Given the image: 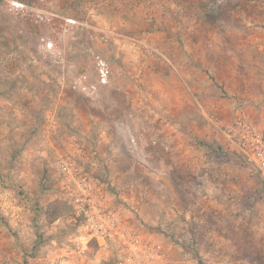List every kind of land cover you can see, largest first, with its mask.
<instances>
[{
	"label": "rangeland",
	"instance_id": "1",
	"mask_svg": "<svg viewBox=\"0 0 264 264\" xmlns=\"http://www.w3.org/2000/svg\"><path fill=\"white\" fill-rule=\"evenodd\" d=\"M236 117L264 130V0H0V264H123L113 241L72 251L59 157L154 264H264V181L222 132Z\"/></svg>",
	"mask_w": 264,
	"mask_h": 264
},
{
	"label": "built area",
	"instance_id": "2",
	"mask_svg": "<svg viewBox=\"0 0 264 264\" xmlns=\"http://www.w3.org/2000/svg\"><path fill=\"white\" fill-rule=\"evenodd\" d=\"M12 5L22 11L20 17L23 19H29L37 24L46 20V16L39 12L27 15V12L23 11L22 3L12 1ZM67 21L75 22L70 18ZM114 38L116 34L108 31L102 40L106 42ZM131 40L147 53H156L140 39ZM48 46H52V42H48ZM222 132L230 151L240 161L250 165L264 181V130L242 117H236L224 125ZM58 160L57 171L66 182L72 203V219L78 222V233L73 240L72 251L78 256H83L94 243L97 253L105 254L113 241L118 245L123 264H154V247L143 243L132 230L120 224L117 217L106 208L101 189L88 173L82 172L70 158L59 157Z\"/></svg>",
	"mask_w": 264,
	"mask_h": 264
},
{
	"label": "crops",
	"instance_id": "3",
	"mask_svg": "<svg viewBox=\"0 0 264 264\" xmlns=\"http://www.w3.org/2000/svg\"><path fill=\"white\" fill-rule=\"evenodd\" d=\"M164 123V122H163Z\"/></svg>",
	"mask_w": 264,
	"mask_h": 264
}]
</instances>
